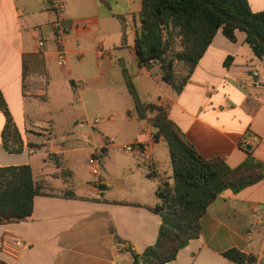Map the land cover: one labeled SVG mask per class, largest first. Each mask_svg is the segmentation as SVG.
I'll return each instance as SVG.
<instances>
[{
  "label": "crops",
  "instance_id": "1",
  "mask_svg": "<svg viewBox=\"0 0 264 264\" xmlns=\"http://www.w3.org/2000/svg\"><path fill=\"white\" fill-rule=\"evenodd\" d=\"M63 1L67 64L60 67L47 0H0V95L23 141L19 154L3 149L0 111V168L29 166L38 189L31 216L0 224V261L133 264L132 253L141 254L156 240L160 218L152 208L159 202L156 190L171 182V166L165 141L154 138L156 112L137 118L123 71L140 101L161 109L199 155L236 168L248 157L264 164V59L252 54L242 32L233 43L218 30L176 94L160 80L157 66L137 63L142 0ZM247 2L252 12L264 11V0ZM24 56L39 61L31 70L32 59H26V76ZM105 115L114 121L80 123ZM29 132L38 134L39 149L27 146ZM105 139L113 144L100 155L96 186L87 159ZM124 143L139 149L125 153L119 148ZM200 229L165 264H236L223 257L231 249L262 258L264 178L219 194L200 218ZM118 242L125 246L121 252Z\"/></svg>",
  "mask_w": 264,
  "mask_h": 264
},
{
  "label": "trees",
  "instance_id": "2",
  "mask_svg": "<svg viewBox=\"0 0 264 264\" xmlns=\"http://www.w3.org/2000/svg\"><path fill=\"white\" fill-rule=\"evenodd\" d=\"M218 30L233 43L235 33L242 32L252 54L264 59V11L252 12L247 0H142L134 40L137 63L147 68L157 66L160 80L178 94ZM26 59H32L31 70H36L39 62L35 56H24L25 76ZM229 60L230 57L225 59V67ZM123 78L137 118L143 120L147 111L156 112L151 120L154 138L165 141L171 166V182L156 190L159 202L152 208L160 218L156 240L141 254L132 253V261L165 264L200 235V218L219 194L227 189L238 192L259 182L264 178V164L248 157L238 167L230 168L221 159L203 158L161 109L140 101L125 70ZM0 111L5 119L1 131L3 149L19 154L23 141L1 95ZM26 143L31 149L42 146L33 132L27 133ZM37 194L29 166L1 167L0 224L31 216ZM223 257L236 264L256 261L235 249L224 252Z\"/></svg>",
  "mask_w": 264,
  "mask_h": 264
},
{
  "label": "built area",
  "instance_id": "3",
  "mask_svg": "<svg viewBox=\"0 0 264 264\" xmlns=\"http://www.w3.org/2000/svg\"><path fill=\"white\" fill-rule=\"evenodd\" d=\"M48 9L51 10L54 14L55 20L53 22V42L56 47V63L58 66L63 67L67 64V57L65 51L63 50V42L68 31L65 23V3L63 0H47ZM39 51H43L45 41L40 39L37 42ZM99 55L103 56L105 53L102 50L98 51ZM114 121V117L112 115H105L103 117H94L91 119H83L80 121L82 124H86L88 126H95L101 122L111 123ZM113 144V141L110 139H105L104 145L99 150H94L92 154L87 159V166L90 172V175L93 177L94 185L100 186V155L106 151L108 147ZM248 145L247 142L243 141L241 143V147L246 148ZM119 148L125 153H133L138 151L136 143H124L119 145ZM155 173L159 174V170L156 168ZM124 244L118 242L115 246L117 252H121L124 249ZM140 264V263H139ZM254 264H264V256L255 261Z\"/></svg>",
  "mask_w": 264,
  "mask_h": 264
},
{
  "label": "rangeland",
  "instance_id": "4",
  "mask_svg": "<svg viewBox=\"0 0 264 264\" xmlns=\"http://www.w3.org/2000/svg\"><path fill=\"white\" fill-rule=\"evenodd\" d=\"M178 48V47H177ZM159 71V70H158ZM73 105H72V109L75 111V109H76V107H75V104L74 103H72Z\"/></svg>",
  "mask_w": 264,
  "mask_h": 264
}]
</instances>
